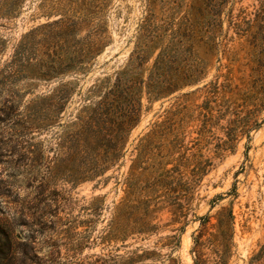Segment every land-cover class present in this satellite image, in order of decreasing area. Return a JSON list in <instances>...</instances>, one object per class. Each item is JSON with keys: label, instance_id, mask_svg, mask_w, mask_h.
Wrapping results in <instances>:
<instances>
[{"label": "rangeland", "instance_id": "1", "mask_svg": "<svg viewBox=\"0 0 264 264\" xmlns=\"http://www.w3.org/2000/svg\"><path fill=\"white\" fill-rule=\"evenodd\" d=\"M154 1L150 6V0H0V225L13 233V264H195L192 250L201 232L203 264H220L219 256L226 250L225 264H264V124L250 132L249 140L241 138L234 153L221 156L216 154L217 138L224 137L221 124L211 134L198 135L202 126L198 107L204 105L210 84L228 74L227 59L221 62V71L212 63L199 84L153 102L143 96L140 122L131 132L124 158L102 177L74 186L55 174L63 133L89 103L91 87L108 78L113 83L127 68L150 10L158 21L171 18L187 24L201 21L206 10V0ZM235 2L236 17L254 18L260 8L259 0ZM230 37L231 54L243 57L244 39L234 30ZM90 51L93 55L81 67ZM234 74V83L239 84L241 75ZM219 83L224 84V78ZM59 87L70 98L58 126L31 134L16 128L29 103ZM184 108L192 118L182 130L188 153H199L212 163L198 189L194 213L211 220L202 228L190 217L180 233L182 220L174 222L172 214L162 210L151 221L153 232L109 240L141 139ZM41 193L44 204L36 201ZM220 196L211 211L212 201ZM224 207H231L234 217L231 236L217 228L216 215ZM44 213L43 227L39 216ZM174 236L180 238L179 245H173ZM0 243L6 249L5 240Z\"/></svg>", "mask_w": 264, "mask_h": 264}, {"label": "trees", "instance_id": "2", "mask_svg": "<svg viewBox=\"0 0 264 264\" xmlns=\"http://www.w3.org/2000/svg\"><path fill=\"white\" fill-rule=\"evenodd\" d=\"M235 1L206 0L201 21L189 24L175 23L171 18L170 22L158 21L151 9L140 26V35L127 68L117 74L113 83L110 84L108 78L91 87L86 99L89 103L82 107L77 121L63 133L55 174L74 186L102 177L124 158L131 132L140 122L143 96L153 102L186 86L199 84L212 63L217 65V71H221L223 59L229 61L225 66L228 74L218 76L217 82L210 84L204 105L198 107L201 109L198 121L202 124L198 135L211 134L221 124L224 139L217 138V156L234 153L241 138L249 140L250 132L259 130L264 124V119L259 121L264 111V0H259L260 8L254 18L236 17L233 13ZM154 2L150 0V6ZM230 30H234L239 39H244L243 57L231 54L229 45L233 37H230ZM97 44L101 51L99 39ZM199 51L203 54L202 59L197 55ZM92 55L90 51L83 57L79 63L81 67ZM151 60L154 61L148 67ZM235 72L241 75L237 79L239 84L234 83ZM221 78H224V84L219 83ZM69 98L70 93L59 87L49 96L29 103L26 116L16 128L31 134L58 126ZM185 109L173 114L171 119L155 124L141 139L125 181L126 195L120 203V218L110 224L113 231L108 234L109 240L123 241L134 233L153 232L155 226L151 221L154 214L162 210L170 212L174 222L182 220L183 226L177 230L180 233L190 217L199 220L202 228L211 220L208 216L199 219L194 213L195 202L199 200L196 198L198 189L212 163L199 153H188L190 149L184 145L182 130L187 119L192 118ZM234 191L235 188L228 195ZM43 194L36 198L38 204L45 203ZM221 198L212 201L211 211ZM45 216V213L39 216V224L43 227L46 226L42 221ZM216 217L220 233L231 236L234 220L231 207L222 208ZM203 237L201 232L195 238L192 250L195 264H203ZM11 238H14L12 231L5 224L0 225V241L7 243L6 249L5 244L0 245V264L14 263L16 245ZM173 239V245H179L180 238L174 236ZM209 244L217 243L210 241ZM228 256L229 251H224L219 256L220 264H225Z\"/></svg>", "mask_w": 264, "mask_h": 264}]
</instances>
